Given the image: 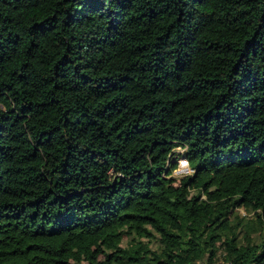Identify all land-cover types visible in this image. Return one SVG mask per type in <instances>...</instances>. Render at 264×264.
<instances>
[{
	"label": "trees",
	"instance_id": "16d2710c",
	"mask_svg": "<svg viewBox=\"0 0 264 264\" xmlns=\"http://www.w3.org/2000/svg\"><path fill=\"white\" fill-rule=\"evenodd\" d=\"M221 258L264 264V0H0V264Z\"/></svg>",
	"mask_w": 264,
	"mask_h": 264
},
{
	"label": "built area",
	"instance_id": "2783aa9c",
	"mask_svg": "<svg viewBox=\"0 0 264 264\" xmlns=\"http://www.w3.org/2000/svg\"><path fill=\"white\" fill-rule=\"evenodd\" d=\"M175 168L173 169V170H175L173 173L176 174V175H182V174H187L188 175V174H191L194 171L193 168L191 167L188 159L185 156H180L177 159V165H176ZM222 261H223L224 264H230L227 261H224V260H222ZM197 264H206V263L200 261ZM211 264H217V262H213Z\"/></svg>",
	"mask_w": 264,
	"mask_h": 264
},
{
	"label": "rangeland",
	"instance_id": "374dc122",
	"mask_svg": "<svg viewBox=\"0 0 264 264\" xmlns=\"http://www.w3.org/2000/svg\"><path fill=\"white\" fill-rule=\"evenodd\" d=\"M177 150H179L181 152L182 151V147H177ZM174 171L175 170L172 171V173H171L172 175L174 174L173 173ZM188 175L187 174H182V175H176V174H174L173 176L175 177V182L176 183H179L180 181H183L185 179V177L188 176ZM239 212L241 214H243L244 213V210L241 209ZM256 234H258V232ZM127 240H128V237L127 236H121L120 237V241H117V244H119L121 246H125L126 243H127ZM222 260L223 259L221 258V259L216 260L215 262H217V264H224ZM82 264H87V262L86 261H83Z\"/></svg>",
	"mask_w": 264,
	"mask_h": 264
},
{
	"label": "bare ground",
	"instance_id": "6f19581e",
	"mask_svg": "<svg viewBox=\"0 0 264 264\" xmlns=\"http://www.w3.org/2000/svg\"><path fill=\"white\" fill-rule=\"evenodd\" d=\"M174 175V174H173Z\"/></svg>",
	"mask_w": 264,
	"mask_h": 264
}]
</instances>
